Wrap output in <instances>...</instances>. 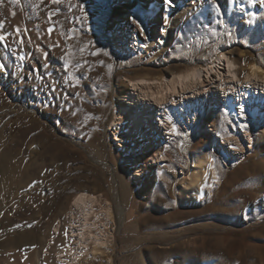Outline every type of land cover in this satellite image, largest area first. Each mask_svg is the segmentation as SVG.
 Returning <instances> with one entry per match:
<instances>
[{
	"label": "rangeland",
	"instance_id": "374dc122",
	"mask_svg": "<svg viewBox=\"0 0 264 264\" xmlns=\"http://www.w3.org/2000/svg\"><path fill=\"white\" fill-rule=\"evenodd\" d=\"M38 3L0 5V264H264V85L244 79L264 71V0ZM221 55L233 73L166 89ZM141 91L132 133L116 109Z\"/></svg>",
	"mask_w": 264,
	"mask_h": 264
},
{
	"label": "bare ground",
	"instance_id": "6f19581e",
	"mask_svg": "<svg viewBox=\"0 0 264 264\" xmlns=\"http://www.w3.org/2000/svg\"><path fill=\"white\" fill-rule=\"evenodd\" d=\"M130 0H122V2L126 3ZM144 1H147L148 3H151L153 1H159V0H144ZM217 65H214L210 68H207L205 70L203 69H200V68H197V67H193L191 69H188V70H185L179 74H175L173 79L171 80V82L168 83V85L166 86V89H169L170 90H176L178 87H182V89H195L196 91L200 90V89H203L204 88V82H205V79L204 77L206 76L207 78H210V75H211V72L214 73V79H213V83H216L218 82L219 78H220V69L222 68V65L226 66L227 68V72L228 73H231L232 70L234 69V66H235V63L233 60H231L230 58H228L227 56L225 55H221L217 61ZM229 65H231L232 67H229ZM254 64H250L249 65V70L247 72V74L244 76V79L246 78V83H254V84H259L260 86L264 85V71H262L259 67H257L256 65V71L254 72L253 69H252V66ZM220 68V69H219ZM233 73V72H232ZM232 77V76H231ZM236 77V76H235ZM245 81V80H244ZM245 84V83H244ZM251 85V84H250ZM134 86L136 87L137 85L134 84ZM224 86V85H223ZM253 86V85H252ZM141 87V86H140ZM169 87V88H168ZM216 92L220 93L221 91L219 90V88L221 87V83L218 84L217 83V86H216ZM225 88V87H224ZM223 88V89H224ZM140 89V88H139ZM240 89V87H239ZM144 90V89H143ZM189 92V91H188ZM163 93V92H162ZM228 94V93H227ZM133 96V95H132ZM135 96V95H134ZM130 97V96H129ZM152 97V96H151ZM239 97V96H238ZM132 98V97H131ZM136 98V97H135ZM138 98V97H137ZM219 98H220V94L217 95L216 99H215V104L216 105H219ZM134 99V98H133ZM234 99V98H233ZM150 97L149 95L144 92V91H141L140 92V96H139V99H137V105H138V108H136L135 111H133L132 113H128V112H123L122 108H117L116 109V116H119L120 114H123V113H126L127 114V120H128V124H129V127L131 128V131L132 133L135 132L136 128V122H139V125L141 126H144L146 125V117L144 115L141 114L142 112V105L143 103H149L150 101ZM155 101V100H154ZM221 101V100H220ZM243 102V101H242ZM144 103V104H145ZM222 104L223 105H227V99L226 101H222ZM136 105V103H135ZM146 105V104H145ZM152 106V105H151ZM241 106V101H238L237 104H236V107H240ZM257 111V113L260 112V108H263L264 109V94H259V96L257 97L256 99V102L255 104L253 105ZM150 107V106H149ZM153 109V108H152ZM151 109V110H152ZM148 110V109H147ZM144 114V113H143ZM121 116V115H120ZM153 116V115H152ZM139 120V121H138ZM149 123V122H148ZM236 143V142H235ZM159 155V154H158ZM160 156V155H159ZM156 161L159 160V158H155ZM159 162V161H158ZM195 169V168H194ZM199 170L200 168H196L195 169V172L193 174V177H192V183L190 184V187L189 188H185L184 189V194H185V197L189 200V201H193L194 200V195H192L190 193V190L191 189H194L198 186V174H199ZM136 176V179L139 178V174L135 175ZM188 186V185H187ZM94 202V199L91 198V197H86L84 195H79L77 197H75L74 199V205L77 207V211H76V215H75V221L77 222L76 224H78V221L77 220H81L82 219V216L84 217L86 214H88L90 212V210L92 209V203ZM110 214V213H109ZM74 217V216H73ZM77 219V220H76ZM84 220V219H83ZM83 222V221H81ZM75 224V223H74ZM80 227V229L77 230V228L79 227H71L72 229V233H73V236L75 238V241H76V244L78 245L77 248H75L77 251L73 252V255H72V259L75 260L77 259L80 254L82 253L83 249H84V246L82 245V242L80 241V239L78 238L79 236L82 235V229H84V227L82 228V224L80 225H77ZM85 226V225H83ZM58 231V230H57ZM56 231V232H57ZM70 232V233H71ZM88 240V239H87ZM85 242V241H84ZM98 244V243H97ZM99 246V244H98ZM98 246L96 245L93 249L92 252L89 253L90 256L94 257L95 254L97 253L98 251ZM74 250V249H73ZM61 258V257H60ZM76 261V260H75Z\"/></svg>",
	"mask_w": 264,
	"mask_h": 264
},
{
	"label": "snow or ice",
	"instance_id": "6c2138e0",
	"mask_svg": "<svg viewBox=\"0 0 264 264\" xmlns=\"http://www.w3.org/2000/svg\"><path fill=\"white\" fill-rule=\"evenodd\" d=\"M11 2L15 4V3H19V0H11ZM51 2L54 3V4H58L59 0H51ZM165 2L168 3V4H171L172 0H165ZM43 3H44V0H39V3L36 6L39 7ZM2 4H3V0H0V5H2ZM217 8H219L218 4H217ZM80 11H81V13L84 12L83 7L80 8ZM12 14L15 15L14 12ZM56 15H57V11L49 10L48 13H47V18H48L49 21H52L53 17L56 16ZM137 23L140 24L141 28H142V21H139L137 19ZM2 28H3V25L0 24V29H2ZM16 31L19 32V29H17ZM48 31H49V34H51L54 30L50 28V29H48ZM70 31H72L74 33L75 29H71ZM70 38H72V37H70ZM6 39H7V37L5 35L0 34V42L5 41ZM93 54L95 55L96 53H93ZM105 55H107V53H105ZM4 67H5L4 65H0V69H3ZM65 67H67V66H65ZM229 67H232V66L229 65ZM252 69H253L254 72L257 70L255 65L252 66ZM171 131L173 133L177 132V129L175 128V126L172 127ZM65 235L67 236V232H65Z\"/></svg>",
	"mask_w": 264,
	"mask_h": 264
}]
</instances>
